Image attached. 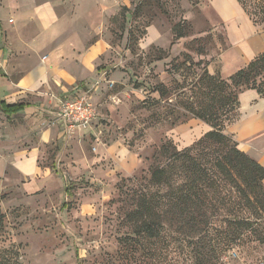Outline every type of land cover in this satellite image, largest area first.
<instances>
[{
    "label": "rangeland",
    "instance_id": "1",
    "mask_svg": "<svg viewBox=\"0 0 264 264\" xmlns=\"http://www.w3.org/2000/svg\"><path fill=\"white\" fill-rule=\"evenodd\" d=\"M53 1L64 17L77 15L76 0H36L35 5ZM211 1L82 0L91 9L81 19L95 33L109 32L113 47L98 72L117 74L111 90L100 87L91 93L115 105L116 115L100 117L86 133L41 144L39 170L30 184L11 169L0 170L5 214L0 246L14 263L264 264V243L256 240L264 235V223L256 234L247 232L229 245L216 230L207 240L175 226H166L153 240L133 232L130 214L141 190L157 191L150 185L151 166L162 142L171 140L183 150L212 130L185 110L183 102L195 98L206 72L228 79L241 66ZM241 1L251 15L264 8L261 0ZM100 2L110 9L119 2L108 29L97 8L102 9ZM28 23L32 27L30 19ZM226 134L238 143L227 129ZM6 145L0 143L4 151ZM11 156L0 152V158Z\"/></svg>",
    "mask_w": 264,
    "mask_h": 264
},
{
    "label": "crops",
    "instance_id": "2",
    "mask_svg": "<svg viewBox=\"0 0 264 264\" xmlns=\"http://www.w3.org/2000/svg\"><path fill=\"white\" fill-rule=\"evenodd\" d=\"M211 2L224 25L240 70L264 53V24L255 23L239 0ZM35 3L36 0L25 3L0 0V102L26 106L13 114L4 113L0 107V143H7V151L0 147V152L13 155L0 158V170L11 169L28 184L35 181L39 170L41 144L65 135L63 125L56 121L62 101L89 93L99 112L95 124L100 122V117L116 115L115 105L104 102L102 94L91 93L100 87L111 90L109 82L116 84L117 74L108 69L98 72L100 64L108 61L113 47L108 41L109 32L105 36L95 33L81 19L91 9L90 3L76 0L78 8L74 17H64L56 1L39 6ZM100 4L102 9L97 8L103 13V26L108 29L109 18L118 15L119 2L111 9L103 2ZM45 53H49L48 59H43ZM99 81L101 84L97 86ZM239 103V119L227 130L235 136L243 152L264 166V96L246 90L240 94Z\"/></svg>",
    "mask_w": 264,
    "mask_h": 264
},
{
    "label": "trees",
    "instance_id": "3",
    "mask_svg": "<svg viewBox=\"0 0 264 264\" xmlns=\"http://www.w3.org/2000/svg\"><path fill=\"white\" fill-rule=\"evenodd\" d=\"M251 17L263 25L264 8ZM161 90L157 89L163 96ZM246 90L264 96V53L228 79L207 72L201 77L195 98L184 101L183 107L212 130L183 150L171 140L162 142L151 166L150 185L157 191L141 190L137 207L130 214L134 234L159 239L166 226H175L207 240L216 230V236L229 245L241 241L247 232L257 233L264 223V166L226 134L238 117V93ZM0 107L4 113L13 114L26 106L0 102ZM4 220L0 206V234ZM256 240L264 243V235ZM210 243L215 246V239ZM7 252L0 246V264H18Z\"/></svg>",
    "mask_w": 264,
    "mask_h": 264
},
{
    "label": "built area",
    "instance_id": "4",
    "mask_svg": "<svg viewBox=\"0 0 264 264\" xmlns=\"http://www.w3.org/2000/svg\"><path fill=\"white\" fill-rule=\"evenodd\" d=\"M101 81L97 82V86ZM114 82H109L112 89ZM115 101L118 100L114 98ZM99 118L98 108L94 105L89 93L78 96L73 100H64L60 104L56 121L63 125L65 135L73 136L78 132L90 129Z\"/></svg>",
    "mask_w": 264,
    "mask_h": 264
}]
</instances>
